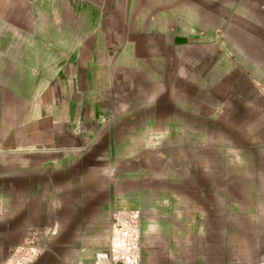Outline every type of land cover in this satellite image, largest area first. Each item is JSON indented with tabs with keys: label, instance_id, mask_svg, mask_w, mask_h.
<instances>
[{
	"label": "crops",
	"instance_id": "0c3cea01",
	"mask_svg": "<svg viewBox=\"0 0 264 264\" xmlns=\"http://www.w3.org/2000/svg\"><path fill=\"white\" fill-rule=\"evenodd\" d=\"M201 145L246 249L199 264H264V0H0V264H97L126 195L157 264L172 152Z\"/></svg>",
	"mask_w": 264,
	"mask_h": 264
},
{
	"label": "rangeland",
	"instance_id": "374dc122",
	"mask_svg": "<svg viewBox=\"0 0 264 264\" xmlns=\"http://www.w3.org/2000/svg\"><path fill=\"white\" fill-rule=\"evenodd\" d=\"M172 154L174 163L167 166V186L173 194L159 205L162 208L168 206L169 209L156 215L158 223H166L167 228L160 226L159 229L151 233L148 231L147 241L157 258L155 262L157 264H199L201 259L199 255L203 253L212 257L215 252L240 253L242 249L245 250L246 247L241 246L243 244L239 245L240 238H245V232L233 230L231 239V231L223 223L224 217L227 216L223 212L229 211L226 209L231 202L229 197H224L229 194V189L225 187L224 182V177H228L230 173L229 154L226 156L224 152L218 151L217 155L212 145L190 146L188 151L175 150ZM245 156L246 153L242 158ZM234 157L236 159V156ZM234 168L236 169L238 166H234ZM239 168L244 170L246 166L242 165ZM217 174L221 175V198L216 193L215 177ZM157 184L161 186L160 183ZM144 185L149 186L150 184L144 183ZM152 186H154L153 189H157L156 183H152ZM159 189L161 188L159 187ZM218 189H220L219 178ZM233 201V204L236 205L237 199L234 198ZM142 203L148 209L153 204L150 197L141 198L126 195L120 198L115 206L125 209L132 206L140 207L144 220L146 215L143 213ZM220 206L222 207L221 211ZM148 217L150 221L155 218L151 214H147ZM143 233L144 231H142V238L145 239ZM238 236L241 237L238 238ZM30 243L33 245L34 241H30ZM249 248L257 252V249H261L262 246L254 245L253 247L250 245ZM34 249H36L35 246ZM34 249H30L31 255L35 252ZM165 250L170 251V257L166 256ZM182 251L183 254L180 253ZM145 255L143 245L142 258ZM203 263L213 264V258ZM6 264L11 263L7 262Z\"/></svg>",
	"mask_w": 264,
	"mask_h": 264
},
{
	"label": "built area",
	"instance_id": "2783aa9c",
	"mask_svg": "<svg viewBox=\"0 0 264 264\" xmlns=\"http://www.w3.org/2000/svg\"><path fill=\"white\" fill-rule=\"evenodd\" d=\"M142 220L140 207H113L109 247L97 255V264H141Z\"/></svg>",
	"mask_w": 264,
	"mask_h": 264
}]
</instances>
